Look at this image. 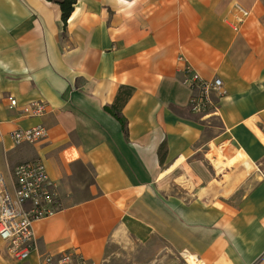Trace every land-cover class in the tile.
<instances>
[{"label": "crops", "instance_id": "obj_1", "mask_svg": "<svg viewBox=\"0 0 264 264\" xmlns=\"http://www.w3.org/2000/svg\"><path fill=\"white\" fill-rule=\"evenodd\" d=\"M62 16L0 0V172L41 159L62 203L29 259L0 237V264L66 249L105 264L111 244L155 238L187 260L264 264V0H77ZM186 64L222 79L216 113L190 110ZM39 100L43 115L22 113ZM39 125L46 138L15 143Z\"/></svg>", "mask_w": 264, "mask_h": 264}, {"label": "built area", "instance_id": "obj_2", "mask_svg": "<svg viewBox=\"0 0 264 264\" xmlns=\"http://www.w3.org/2000/svg\"><path fill=\"white\" fill-rule=\"evenodd\" d=\"M239 23H243L250 11L241 5L236 6ZM185 61L184 57H180ZM183 84L192 91L189 99L190 110L205 116L216 113V98L225 95L221 78L207 80L191 65L186 64ZM10 106L19 105L18 100L8 96ZM47 110L45 101H32L22 108V113L41 116ZM16 144L35 143L47 136V129L39 125L30 129H18L12 133ZM13 180L7 182L0 172V237L6 242L10 256L18 261H25L38 248L35 235V223L45 217L54 215L62 209L61 199L55 181L50 177L41 159L18 164L13 169ZM40 264H103L85 257L82 253L66 249L58 253L43 254Z\"/></svg>", "mask_w": 264, "mask_h": 264}, {"label": "rangeland", "instance_id": "obj_3", "mask_svg": "<svg viewBox=\"0 0 264 264\" xmlns=\"http://www.w3.org/2000/svg\"><path fill=\"white\" fill-rule=\"evenodd\" d=\"M110 250L105 264H190L184 254L157 238L146 244L133 240L113 243Z\"/></svg>", "mask_w": 264, "mask_h": 264}, {"label": "trees", "instance_id": "obj_4", "mask_svg": "<svg viewBox=\"0 0 264 264\" xmlns=\"http://www.w3.org/2000/svg\"><path fill=\"white\" fill-rule=\"evenodd\" d=\"M48 1L55 2L60 5L62 13H63V16H62L63 20L65 24H67L69 17L74 11L77 0H48ZM115 116L118 118V120H120L123 123V127L126 128V122L123 119V117L120 115V113L115 112Z\"/></svg>", "mask_w": 264, "mask_h": 264}, {"label": "bare ground", "instance_id": "obj_5", "mask_svg": "<svg viewBox=\"0 0 264 264\" xmlns=\"http://www.w3.org/2000/svg\"><path fill=\"white\" fill-rule=\"evenodd\" d=\"M223 165V162L219 159H216V167H220ZM188 261L190 264H204L202 261H200L195 255H188L187 256Z\"/></svg>", "mask_w": 264, "mask_h": 264}]
</instances>
